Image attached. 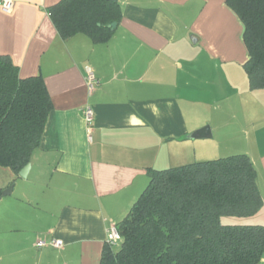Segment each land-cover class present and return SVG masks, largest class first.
Masks as SVG:
<instances>
[{
    "label": "crops",
    "instance_id": "0c3cea01",
    "mask_svg": "<svg viewBox=\"0 0 264 264\" xmlns=\"http://www.w3.org/2000/svg\"><path fill=\"white\" fill-rule=\"evenodd\" d=\"M59 1L0 5V55L41 74L53 101L27 177L0 165V264H101L151 168L238 153L256 167L263 206L250 217L264 224V88H251L245 25L226 0H118L105 42L62 37L48 10ZM87 66L101 80L92 94ZM52 239L63 246L37 245Z\"/></svg>",
    "mask_w": 264,
    "mask_h": 264
},
{
    "label": "trees",
    "instance_id": "16d2710c",
    "mask_svg": "<svg viewBox=\"0 0 264 264\" xmlns=\"http://www.w3.org/2000/svg\"><path fill=\"white\" fill-rule=\"evenodd\" d=\"M245 25V68L251 88H264V0H226ZM62 37L88 34L108 41L122 9L113 0H60L48 8ZM53 101L41 74L22 77L0 55V165L17 174L41 145ZM117 223L120 245L106 244L101 264H257L264 254V224L225 222L250 217L263 206L251 157L238 153L165 169Z\"/></svg>",
    "mask_w": 264,
    "mask_h": 264
},
{
    "label": "built area",
    "instance_id": "2783aa9c",
    "mask_svg": "<svg viewBox=\"0 0 264 264\" xmlns=\"http://www.w3.org/2000/svg\"><path fill=\"white\" fill-rule=\"evenodd\" d=\"M0 5L3 7V9L10 10L14 5V0H0ZM86 82L90 94H92L101 85L100 78H98V76L95 74L93 69L89 66L86 67ZM83 114L89 126L91 127V124L94 119V108L91 105L85 106L83 108ZM122 240H123V236L119 231L117 224H112L108 230L107 243L112 246H118L121 244ZM49 244L56 247H62L63 240L61 239H52L51 241L40 240L37 245L38 247H44Z\"/></svg>",
    "mask_w": 264,
    "mask_h": 264
},
{
    "label": "water",
    "instance_id": "95a60500",
    "mask_svg": "<svg viewBox=\"0 0 264 264\" xmlns=\"http://www.w3.org/2000/svg\"><path fill=\"white\" fill-rule=\"evenodd\" d=\"M113 1H117V0H113ZM117 26V22H112L111 23V28L115 29ZM209 126L201 128L199 130H196L194 132H192L191 134H189V138H205V137H209L211 135V133H207L209 132ZM31 168V163L29 162L28 164H26L20 171V175L23 177H27L29 170ZM12 191V186H10L9 188L5 189L3 191V194H8L11 193Z\"/></svg>",
    "mask_w": 264,
    "mask_h": 264
},
{
    "label": "rangeland",
    "instance_id": "374dc122",
    "mask_svg": "<svg viewBox=\"0 0 264 264\" xmlns=\"http://www.w3.org/2000/svg\"><path fill=\"white\" fill-rule=\"evenodd\" d=\"M223 220L225 222L229 221V222H234V223H254L253 221H255L253 217L239 218V217H234V216L230 218L226 217ZM116 248H118V246Z\"/></svg>",
    "mask_w": 264,
    "mask_h": 264
}]
</instances>
